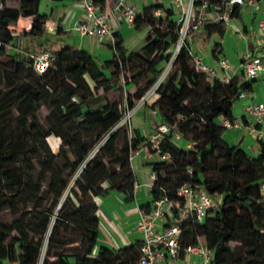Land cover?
<instances>
[{
  "label": "trees",
  "instance_id": "1",
  "mask_svg": "<svg viewBox=\"0 0 264 264\" xmlns=\"http://www.w3.org/2000/svg\"><path fill=\"white\" fill-rule=\"evenodd\" d=\"M9 1L0 0V57L9 58L0 59V201H7L13 209L21 202L34 205L26 209L25 219L11 226L0 222V264H37L41 253L42 264H134L135 245L112 253L97 248L95 196L114 189L124 192L127 198L133 196L136 178L130 150L137 147L138 140L134 134L131 138L124 134L118 147L121 127L110 132L121 118L117 104L105 100L91 107L86 100L100 88L108 91L125 87L127 107L132 109L136 98H142L157 82L164 65L173 57L178 40L176 11L173 6L155 4L135 15V28L142 24L148 27L138 51L128 52L117 42L113 57L100 62L86 51L64 45L52 50L53 64L39 75L32 56L46 51V47L31 51L21 46L8 25L17 16L32 17L30 31L20 36L39 41L45 34L47 15L38 11L40 0H16V6ZM226 1L209 0V8L223 11ZM200 3L195 0L194 5ZM235 5L230 15L236 14L239 4ZM157 11L161 15L156 16ZM213 26L220 29L217 24ZM172 63L174 72L165 76ZM170 66L155 88V105L168 123L177 121V116L185 118L179 129L185 138L190 135L187 139L194 146L185 148L170 137L162 140L160 148L170 158L154 162L156 167L164 168L156 171L151 201L176 198L177 189L185 183L202 185L208 193L220 195L221 204L207 214L204 222L195 218L183 221L180 252L195 244L198 236H205L213 251L211 264H264V191L260 187L264 141H260V152L255 157L243 154L238 146L231 150L220 143L224 127L219 120L233 117L238 93L248 90L249 83L240 82L237 75L226 83L207 80L194 69L184 44ZM126 68L137 69L131 80ZM142 76L146 78L143 86L135 79ZM203 81L209 95L199 100L194 89ZM41 106L48 111L47 129L38 120ZM195 122H200L201 128L190 130ZM32 126L36 129L31 130ZM106 134L102 145L91 152ZM50 135L60 138L56 151L48 140ZM215 154L225 163L222 180L205 175ZM10 232L16 233L13 239H8ZM232 241H238L246 253L236 252L230 245Z\"/></svg>",
  "mask_w": 264,
  "mask_h": 264
},
{
  "label": "crops",
  "instance_id": "2",
  "mask_svg": "<svg viewBox=\"0 0 264 264\" xmlns=\"http://www.w3.org/2000/svg\"><path fill=\"white\" fill-rule=\"evenodd\" d=\"M116 1L100 0L98 2L100 9L107 12L110 17L113 26L112 36H81L73 31L72 27L83 10L79 0L39 1L38 11L47 15L46 22L56 25L55 32L51 33L44 24L45 34L39 41L20 36L23 32L30 31L32 17L17 16L9 23L8 30L13 32L15 41L17 40L23 47H29L31 51L39 50L40 47H46L47 50L52 51L68 45L71 50L86 51L102 62L113 57L117 42L128 52L138 51L143 46L144 37L148 31L146 24L135 28L133 24L124 21L114 9ZM127 1L134 6L136 14H142L146 7L155 4L172 6V0ZM255 1V4L238 5L236 14L230 15L229 21L221 24L218 23L220 11L212 6L206 11L203 24L198 30L192 32L189 39L194 52L202 55L207 64L213 66L218 72L224 73L219 64L220 59L224 58L229 63L225 73L237 75L240 82L249 83L247 90L249 95L243 98L238 97L232 107V119L238 120L242 126L224 128L220 143L231 150L236 146L240 150L243 147L250 148L255 153L247 154L251 157L259 154L260 141H264L258 140L247 131L246 126L252 118L244 112V105L249 100L264 101V81H262L264 72L257 78L249 79L244 70L247 59L262 55L261 48L264 46V29L259 27V21L264 19V0ZM8 3L13 6L19 4L18 1ZM175 11L178 14V11ZM155 15L159 16L161 12ZM215 24L219 25L220 29L215 28L213 26ZM202 45L206 46L207 50ZM206 79L212 81L209 77ZM142 99L141 105L133 115L134 137L138 140L137 147L133 149L136 152L130 158V165L136 178L133 196L127 198L124 192L115 189L105 195L95 196L99 218L97 248L102 247L107 253L135 245L140 241V233L137 229L139 210L149 209L152 206L151 188L155 181L153 174L164 168L156 167L154 162L146 157L148 151L146 138L162 122V113L155 105L158 96L152 92ZM224 119L219 120L221 125ZM53 142L56 143V139ZM248 151L251 152V150ZM199 259L198 254L182 251L177 258H171L165 254L160 264H195Z\"/></svg>",
  "mask_w": 264,
  "mask_h": 264
},
{
  "label": "built area",
  "instance_id": "3",
  "mask_svg": "<svg viewBox=\"0 0 264 264\" xmlns=\"http://www.w3.org/2000/svg\"><path fill=\"white\" fill-rule=\"evenodd\" d=\"M79 1L83 10L72 27L73 31L81 36H112L113 26L108 13L102 11L95 0ZM10 2L16 3L17 1L12 0ZM194 3L195 0H172L173 8L178 11L176 20V30L178 31L176 47L178 48L175 49V53L184 44L191 63L198 73L209 77L211 80L226 83L232 76L225 73V70L229 68L228 61L224 58L220 59V67L224 70V73H220L213 66L207 64L202 55L195 53L189 43L192 32L198 30L203 24L206 11L210 7L209 0H201L199 5H194ZM255 3V0H227L225 9L219 13L218 20L227 23L230 19L232 6L235 4L249 5ZM114 9L118 11L124 21L133 24L136 15L135 8L127 0H117ZM45 26L49 32H55V24L45 22ZM259 27L264 29V19L259 21ZM261 53L262 55L253 56L244 63V70L249 79L257 78L264 72V46L261 48ZM32 57L33 68L37 74L41 75L51 67L55 54L46 50ZM161 81L162 79L159 78V81L154 84V88ZM248 95L247 90H241L238 93L239 98ZM144 97L146 96L142 98ZM244 112L252 118V121L246 126L247 131L258 140H264V101L249 100L244 105ZM222 126L229 129L238 128L242 125L238 120L225 118ZM165 137H170L185 148L194 146L192 141L182 135L178 121L174 123L162 121L146 138V145L148 146L146 157L149 161L158 162L170 158V154L160 148ZM135 152L133 149L130 150V158ZM153 176L155 178L156 174ZM260 187L264 191V178L260 182ZM176 193L177 197L174 199L163 197L153 201L149 209L141 208L139 210L137 229L140 233V241L135 244L137 259L134 264H160L165 254L171 258H177L180 254L179 237L183 221L188 218H195L204 222L207 214L218 208L222 202L220 195H212L202 185H193L192 183L181 185ZM184 252L195 253L200 256L195 264H211L213 251L207 246L205 236H198L197 242L186 246Z\"/></svg>",
  "mask_w": 264,
  "mask_h": 264
},
{
  "label": "rangeland",
  "instance_id": "4",
  "mask_svg": "<svg viewBox=\"0 0 264 264\" xmlns=\"http://www.w3.org/2000/svg\"><path fill=\"white\" fill-rule=\"evenodd\" d=\"M175 16L177 19L178 14H176ZM164 25H166V24H164ZM202 47H204V49L207 50L205 48L206 46L202 45ZM175 49H176V45L174 46V53H175ZM174 55L171 58V60L164 65L163 71L159 75L158 79L160 78L163 80L167 74H171L172 72H174L175 66L172 63L169 70L167 71L165 76L162 78L163 72H165V69L169 65V63L171 61H173ZM0 59L8 60L9 58H8V56H5V57H0ZM126 69H127V76L129 77L128 79L131 80V74L134 73L137 69L136 68H133V69L126 68ZM142 77L143 78H135V79H136L138 84L141 83V85L143 86L145 81H146V78H144V76H142ZM66 83L68 85H73L71 82H66ZM50 87L54 88L55 84L53 82H50ZM154 87L155 86L153 85L151 88H149L145 92L146 96L154 91V89H155ZM127 91L128 90L125 87L115 88V89L108 90V91H104L102 88H100L99 90L95 91L94 95L89 96L86 100V103H88V105L91 107H95L96 105L104 102L105 100H107L110 104H117L118 109L121 113V118H120L119 122L117 123V125L110 132L121 127V131L119 133V138H118V142H117L118 147L122 143V138H123L124 134H127L128 138L133 137V134H134V130H133V118L134 117H133V115L135 114V111L138 109V107L141 105V103L143 101L142 98H138V99L136 98V105L132 109H129L127 107V102H126ZM194 92H195V97L198 98L199 100H204V99L208 98V95H209V92L206 88V83L204 81L201 82L200 85L194 89ZM47 113H48V111H47L46 107H44V106H41L37 112L38 120H39L40 124L42 125V127H44L45 129H47V127H48L47 121H46ZM15 115H17V113H15ZM164 120L166 122H168L166 119H163V117H162V121H164ZM176 120L178 121V127H180L181 123L183 121H185V118H183L182 116H177ZM24 122H26L27 124L30 125V122L28 119L24 118ZM190 127H191L190 130H192L193 127H198V129H200L201 123L195 122ZM13 129H16V127H13ZM35 129H36L35 126L31 127V130H35ZM108 134L103 136L100 140H98L95 143L91 152L93 150L95 152L102 145L103 141L108 136ZM201 135H203V134L201 133ZM187 138L190 139V135ZM54 139H56V143L53 142ZM48 140L50 142L52 149L54 151L58 150V147L60 144V138L55 136V135H50ZM248 150H251V152H249ZM240 151L243 154H249V155L255 154V153H253L252 149H250V148L246 149V147H243L242 150H240ZM187 158L189 160L192 159V155H188ZM210 166H211V169L209 171L205 172L206 176L212 177V178H218L220 180L224 179L223 167L225 166V163L223 161H221L218 154H215L212 157V159L210 160ZM72 182H73V180H72ZM72 182L70 184V187L72 186ZM33 205L34 204L32 202H21L17 209H13L11 206H8L7 201H5V202L0 201V222L7 225V226H11V224L13 222L21 220V219L22 220L25 219L27 217L26 209L31 208ZM56 211H57V208L53 212L52 217H55ZM15 234H16L15 232L8 233V239H13ZM47 237H48V234L46 235V239H47ZM45 242H46V240H45ZM230 245L234 248V250L236 252L242 253L243 255L246 253V251L244 250V248L242 247V245L238 241H232V242H230ZM43 251H44V248H43ZM42 262H43V255L41 253V256L39 257V261L37 264H42Z\"/></svg>",
  "mask_w": 264,
  "mask_h": 264
},
{
  "label": "bare ground",
  "instance_id": "5",
  "mask_svg": "<svg viewBox=\"0 0 264 264\" xmlns=\"http://www.w3.org/2000/svg\"><path fill=\"white\" fill-rule=\"evenodd\" d=\"M171 62H172V61H171ZM171 62L169 63V65H168L167 69L169 68V66H170ZM167 69H166V71H167ZM166 71H165V72H166ZM165 72L163 73L162 77L164 76Z\"/></svg>",
  "mask_w": 264,
  "mask_h": 264
},
{
  "label": "water",
  "instance_id": "6",
  "mask_svg": "<svg viewBox=\"0 0 264 264\" xmlns=\"http://www.w3.org/2000/svg\"><path fill=\"white\" fill-rule=\"evenodd\" d=\"M177 48H178V47H176V49H177ZM174 54H175V53H174ZM174 54H173V55H174ZM174 56H175V55H174ZM158 81H159V79L157 80V82H158ZM157 82H156V83H157Z\"/></svg>",
  "mask_w": 264,
  "mask_h": 264
}]
</instances>
